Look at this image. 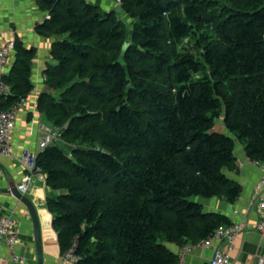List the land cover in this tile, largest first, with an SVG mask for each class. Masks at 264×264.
<instances>
[{"label":"trees","instance_id":"16d2710c","mask_svg":"<svg viewBox=\"0 0 264 264\" xmlns=\"http://www.w3.org/2000/svg\"><path fill=\"white\" fill-rule=\"evenodd\" d=\"M117 1L120 11L42 1V31L58 39L38 108L60 137L37 163L61 254L75 245V264H178L170 244L229 225L197 198L240 196L225 174L237 169L235 139L264 163V0ZM15 50L5 109L33 90L34 51Z\"/></svg>","mask_w":264,"mask_h":264},{"label":"crops","instance_id":"0c3cea01","mask_svg":"<svg viewBox=\"0 0 264 264\" xmlns=\"http://www.w3.org/2000/svg\"><path fill=\"white\" fill-rule=\"evenodd\" d=\"M42 1L0 0V43L15 40L28 50L34 51L31 61L33 90L18 103L15 128L12 131L13 154L11 157L0 154V213L16 221L20 242L15 246V251L25 261H15L12 251L4 246L0 251V264H39V250L31 213L15 196L13 188L18 187L28 172L21 161L22 154L24 151L39 154L40 142L44 137L41 125L52 127L39 110L38 99L47 86L45 71L53 63L52 47L58 38L42 31L43 24L50 18V13ZM89 1L103 6L105 11L119 6L117 0ZM16 59L14 48L9 54L6 75L10 73ZM217 129L235 137L225 127L223 118L219 120ZM235 141L237 169L226 170L225 174L241 186L240 196L235 202H229L223 196L197 198V201L203 205L205 212L224 216L229 225L223 227L240 225L242 230L232 238L212 235L209 237L211 241L208 246L198 245L199 243L187 245L185 264H211L218 251L228 255L229 264H258L264 258V233L258 228L261 220L260 202L264 199V163L251 161L241 141ZM51 190L46 175H36L26 195L34 203L39 216L42 264H63L59 236L53 227L54 216L47 204ZM169 249L179 256L185 247L170 244Z\"/></svg>","mask_w":264,"mask_h":264},{"label":"built area","instance_id":"2783aa9c","mask_svg":"<svg viewBox=\"0 0 264 264\" xmlns=\"http://www.w3.org/2000/svg\"><path fill=\"white\" fill-rule=\"evenodd\" d=\"M15 40L0 43V154L3 156L11 157L13 154L12 144V131L15 128L16 115L19 109V104L13 106L11 109L4 108V99L11 95V87L5 82V69L8 65L9 54L15 48ZM41 130L44 132V137L40 142L41 151L44 150L51 142L60 136V132L47 125H41ZM38 154L32 151H24L21 161L27 169V175L22 179L18 185L21 193L26 194L30 189L31 181L36 175H43L42 168L37 163ZM261 207V220L258 225L259 230L264 233V199L260 202ZM242 230V226H221L213 234L214 237H227L232 238L236 233ZM211 238L201 241L198 245L208 246ZM20 242L19 230L16 221L8 216L0 213V251L4 246L12 251L13 259L15 261L24 262V258L17 255L15 246ZM186 250L185 247L179 255V263L185 264ZM63 264H75L79 257L75 253V245L71 247L66 253L61 256ZM230 260L228 255L222 252H216L211 260V264H229ZM258 264H264V258Z\"/></svg>","mask_w":264,"mask_h":264},{"label":"water","instance_id":"95a60500","mask_svg":"<svg viewBox=\"0 0 264 264\" xmlns=\"http://www.w3.org/2000/svg\"><path fill=\"white\" fill-rule=\"evenodd\" d=\"M120 11V7L117 8ZM130 45L129 42H127L124 46V52L127 50L128 46ZM130 82V81H129ZM49 91V86H46L44 89V92ZM13 193L16 197H18L29 209L33 223L35 225V234L37 238V244H38V250H39V264H42L43 262V255H42V247H41V234H40V221L37 209L34 205V203L29 199V197L26 194H23L19 191L18 187L13 188Z\"/></svg>","mask_w":264,"mask_h":264},{"label":"rangeland","instance_id":"374dc122","mask_svg":"<svg viewBox=\"0 0 264 264\" xmlns=\"http://www.w3.org/2000/svg\"><path fill=\"white\" fill-rule=\"evenodd\" d=\"M102 8H103V10H106L103 6H101ZM116 8H118V6L116 7ZM122 18L124 19L125 18V21L127 22V23H130V19H128L127 17H126V15L125 16H122ZM219 125V121H218V124H217V126Z\"/></svg>","mask_w":264,"mask_h":264}]
</instances>
